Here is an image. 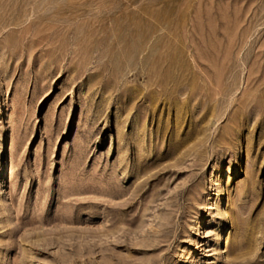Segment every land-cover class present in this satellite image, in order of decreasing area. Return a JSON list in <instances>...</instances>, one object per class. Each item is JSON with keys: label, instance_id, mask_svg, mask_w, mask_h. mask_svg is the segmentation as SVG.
Instances as JSON below:
<instances>
[{"label": "rangeland", "instance_id": "1", "mask_svg": "<svg viewBox=\"0 0 264 264\" xmlns=\"http://www.w3.org/2000/svg\"><path fill=\"white\" fill-rule=\"evenodd\" d=\"M0 264H264V0H0Z\"/></svg>", "mask_w": 264, "mask_h": 264}, {"label": "bare ground", "instance_id": "2", "mask_svg": "<svg viewBox=\"0 0 264 264\" xmlns=\"http://www.w3.org/2000/svg\"><path fill=\"white\" fill-rule=\"evenodd\" d=\"M211 179H212V178H211ZM224 190H225V189H224ZM225 192H226V191H225ZM226 212H227L226 209H224L222 213L225 214V215H227Z\"/></svg>", "mask_w": 264, "mask_h": 264}]
</instances>
